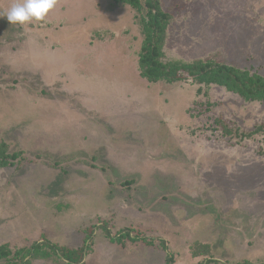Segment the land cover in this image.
<instances>
[{"label": "rangeland", "instance_id": "obj_1", "mask_svg": "<svg viewBox=\"0 0 264 264\" xmlns=\"http://www.w3.org/2000/svg\"><path fill=\"white\" fill-rule=\"evenodd\" d=\"M158 3L165 61L264 76V0ZM139 16L113 0H57L44 21L0 17V146L19 156L0 167V245L75 249L94 227L81 264L263 263L264 135L241 134L264 123V102L143 78ZM106 229L151 243L111 242Z\"/></svg>", "mask_w": 264, "mask_h": 264}, {"label": "trees", "instance_id": "obj_2", "mask_svg": "<svg viewBox=\"0 0 264 264\" xmlns=\"http://www.w3.org/2000/svg\"><path fill=\"white\" fill-rule=\"evenodd\" d=\"M113 1L130 6L140 15L139 23L143 40L138 54V67L143 78L150 82H177L191 79L205 86L215 84L224 87L227 91L237 94L246 101L264 102V76L250 73L246 69L225 64L212 58L193 61L182 59L165 61L162 47L169 23V15L161 10L158 0ZM224 132L229 133L231 129L224 126ZM258 133L264 135V123L257 125L249 132H243L241 136L250 138ZM17 157H19L18 154H4L0 146V167L13 164ZM93 228L87 229L83 244L75 249L59 246L46 239L34 241L28 246L21 247L2 244L0 245V264H33L32 259L34 258H49L52 255L59 256L65 260L66 264H81L90 247ZM105 231L111 242L122 243L124 238H127L132 242L141 240L146 244L151 243L149 238L132 236L128 230H121L113 236L107 229ZM159 243L160 247L166 250V242L162 240ZM171 259V256L167 254L166 263L172 264ZM259 264H264V262Z\"/></svg>", "mask_w": 264, "mask_h": 264}, {"label": "clouds", "instance_id": "obj_3", "mask_svg": "<svg viewBox=\"0 0 264 264\" xmlns=\"http://www.w3.org/2000/svg\"><path fill=\"white\" fill-rule=\"evenodd\" d=\"M56 4L57 0H14L6 11H0V17H6L10 24L23 26L44 21Z\"/></svg>", "mask_w": 264, "mask_h": 264}]
</instances>
